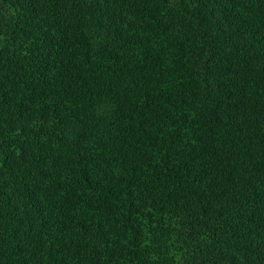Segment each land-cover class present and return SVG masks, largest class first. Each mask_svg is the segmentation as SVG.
I'll use <instances>...</instances> for the list:
<instances>
[{"label": "trees", "instance_id": "1", "mask_svg": "<svg viewBox=\"0 0 264 264\" xmlns=\"http://www.w3.org/2000/svg\"><path fill=\"white\" fill-rule=\"evenodd\" d=\"M0 264H264V0H0Z\"/></svg>", "mask_w": 264, "mask_h": 264}]
</instances>
